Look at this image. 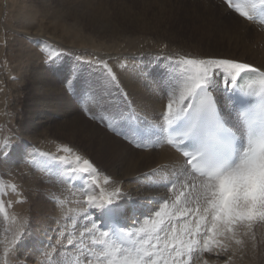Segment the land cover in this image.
Segmentation results:
<instances>
[{
    "label": "rangeland",
    "instance_id": "1",
    "mask_svg": "<svg viewBox=\"0 0 264 264\" xmlns=\"http://www.w3.org/2000/svg\"><path fill=\"white\" fill-rule=\"evenodd\" d=\"M111 1L109 5L119 6L118 8H121L120 5L125 6L128 11L130 6L139 19L130 18V21L128 16L123 24L121 23L122 29H126L125 33L115 38L113 42H108L106 38L97 36L91 26L87 25H83V29H85L83 35L89 33L91 36H85L92 38L96 48H100L102 43L105 47H112L113 45V48L127 52L137 49L141 51L134 57L127 56V54L118 55L119 60H121L120 66H122H119V68H122L121 70L130 69L132 72L136 71L149 81L151 80L153 85L157 83L155 86L160 89L177 83L178 86L185 85L184 74L174 66L173 62H179L185 56L201 57L196 53L195 47L203 51L215 47L221 49V51L223 49L228 50L226 46H216L214 39L219 36L212 30L215 29L214 27L204 24L205 17L203 15L199 16L203 12L200 3L196 6L192 0H170L169 2L163 0H148L149 2L147 0ZM213 1L218 6H223L230 14L239 15L234 9H229L224 0ZM239 1L233 0V3H239ZM9 2V0L3 2L4 8L0 14V143L7 141L8 144L6 153L0 149V200L3 201V210H0V264H79L80 262L77 261L75 256L81 259L86 255L85 251L91 245L90 233L85 232L84 235L88 243H86L87 241L81 242L83 246L79 247L83 251L79 248L78 251L72 249L73 245L70 247L63 245L66 244L69 235L72 237V232L77 230L82 232L81 229L84 231L93 222L83 220L84 211L88 210L91 215L97 211L96 208L86 204L85 193L95 196L104 195L103 185L108 184L110 180L99 158H95L97 156L96 152H98L95 146L92 150H89L86 145L88 140L82 139L81 135L78 136V139H74V144H79L78 148L72 146L71 139L67 137L54 138L50 136L46 141L44 138L39 137L37 141L40 143L31 139L27 141L24 137L22 131L27 128L26 113L34 100L31 88H29L28 77L23 76L26 66L31 65L32 58L28 55L27 59H23L21 53L27 51L32 45L31 37L22 35L23 33L18 35L15 32L16 29L23 30L27 27L23 22L18 21L16 14H14L15 10L13 11L10 8ZM163 4L164 7H162ZM52 5H54L53 2ZM164 8L166 9L163 10ZM6 9L11 10L7 11ZM15 36H18L17 39ZM98 37L102 39H97ZM80 38H84V36ZM88 46L86 49L91 51L89 54L85 52L84 48L74 50V48L60 45L56 40L46 39V41H43V45L38 46L40 63L48 75L52 76L56 83L63 88L79 113L84 115L92 124L100 127L102 131H106L136 151L140 149L142 152L154 151L153 146H149L148 143L142 140L141 134L135 133L136 124L140 122V116H137V113L131 110L129 93L122 86V80L114 71V64L110 59L100 55L101 53H96L97 50L93 47L94 45L89 44ZM130 61L133 62L132 65H129ZM103 64H107L115 73L118 87L110 83V76L102 67ZM178 76L180 79H177ZM214 94L220 101L224 98L228 99L225 89L222 91L216 89ZM146 125L147 123L144 121L142 126ZM43 126L40 131L45 129V126ZM22 140L26 141L29 146L25 154L19 152L20 156H18L16 149L23 142ZM137 144L141 145L140 148L137 147ZM62 146L72 148L74 154H80L82 157L80 163L76 164L74 154L61 152L60 148ZM40 153L67 156V164L63 165L65 167L69 165L77 168L85 167L83 160L87 159L93 164L95 171L89 169L87 174L79 171L61 175L50 173L29 163L30 154L35 155L37 159H42ZM21 168L26 171L24 176L27 175L32 178L35 184L30 183L28 185L27 182H22L18 176ZM69 176L71 177L70 182ZM106 179L108 183H105ZM171 180L174 182L173 177ZM162 188L163 193L167 192L165 202L171 207L182 190L181 186L177 183L176 189L172 191H169L166 185H163ZM101 189H103L102 193ZM31 196L38 201L50 204L55 210V214H49L50 217L45 214L48 223L44 220L40 221L39 218H41L42 212L33 209ZM58 200L63 201V203L59 204ZM129 206H131L130 202ZM78 207H81L80 212ZM65 215H67V219H65ZM146 217L148 215L143 216V218ZM52 222L53 226H56L57 234L55 233V237H53V233V236L50 234V238L47 231L50 228L48 224L51 225ZM51 230L55 231V229ZM245 230L243 225L238 228L237 238L243 240L242 245H237L234 241H228L227 251L215 248L213 250L225 252L227 257H233V260L239 262V264L244 261L252 264H264V222H255L252 232L248 235L243 234ZM95 235L99 238V232H96ZM58 239L60 243H57ZM75 243L80 244L78 241H75ZM51 246H55L56 251L52 252L51 257H49L45 253L51 251ZM241 255L242 259L240 258ZM202 257L204 256L202 255ZM202 257H199L195 264ZM225 261L226 264L232 263L228 260Z\"/></svg>",
    "mask_w": 264,
    "mask_h": 264
},
{
    "label": "snow or ice",
    "instance_id": "2",
    "mask_svg": "<svg viewBox=\"0 0 264 264\" xmlns=\"http://www.w3.org/2000/svg\"><path fill=\"white\" fill-rule=\"evenodd\" d=\"M224 3L248 21L257 15L264 16V9L258 10L253 0H240L236 4L224 0ZM259 3L264 5V0ZM173 64L184 74L186 82L179 102L169 99L166 119L170 126L175 121L171 132L177 143H183L186 159L177 180L167 187L172 191L179 183L182 190L171 207L165 202L163 209L155 212L156 219L149 215L139 228L120 223L123 209L116 202L118 187L107 196L85 193L86 204L99 209L101 217L80 232L78 239L85 232L91 234L93 247L88 250L94 254L80 264H192L194 253L202 257L214 248L227 251L228 241L242 245L243 240L237 238L239 226L243 225L246 229L243 234L248 235L255 222H264V93L256 106L227 113L218 107L213 95L221 86L231 90L232 96L245 95L240 85L247 74H258L264 86V72L247 62L223 57L185 56ZM102 67L110 76V83L118 87L115 73L107 64ZM174 104H178L175 114ZM7 147V141L0 143L3 152L6 153ZM60 151L74 154L67 146ZM39 155L42 159L30 154L29 163L50 173L95 171L87 159L83 160L85 167L77 168L63 166L67 164V156ZM74 159L79 164L82 157L75 153ZM73 244L69 235L64 246ZM55 251V246H51L45 255L51 257ZM204 264H208L207 260Z\"/></svg>",
    "mask_w": 264,
    "mask_h": 264
},
{
    "label": "bare ground",
    "instance_id": "3",
    "mask_svg": "<svg viewBox=\"0 0 264 264\" xmlns=\"http://www.w3.org/2000/svg\"><path fill=\"white\" fill-rule=\"evenodd\" d=\"M4 1L5 0H0V14L4 8ZM9 1L10 8H12L13 11L15 10L14 14H16L18 21L21 23L23 22L25 27H27V29L23 30L16 29L15 32L18 35L23 33L22 35L31 37L32 45L28 49L29 52H27V50L23 51L24 53H21V57H23V59H27L28 55L32 58V61H30L31 65H25L26 71H24L23 74L24 77H28L27 79L29 80L30 85L29 88H31L34 100L33 104H30L31 106L26 113L27 128L22 131L26 140L30 141L29 139H31L39 142L37 141L39 137L44 138L45 141L46 139H49L50 136L54 138L67 137L73 141H70L72 146L78 148L79 144L76 143L77 145H75L74 139H78V136L81 135L82 139L88 140V143H85L87 147H89V150H92L94 148L93 146H95V149L98 151L96 152L97 156L95 158H99L106 170L105 173L108 175V179L110 180L108 184L103 185L105 191L103 196H107L111 194L115 188H119V196L116 199V202L122 206V209L125 212L124 219H127L130 226H134L136 228L141 227L144 224V215H151L152 219H156L155 212L163 209L166 196L165 194L167 193H163L161 191L163 189L162 186H167L169 182H173V180H171L172 177L174 181L177 180L178 173L184 167V157L168 145L167 137L165 135V127L168 125L166 119V105L169 99H174L179 102L180 95L184 90V85L178 86L177 83L176 85L160 89L158 86H155L157 83L153 85L151 80L149 81V79L145 78V76H141L136 71L132 72L130 69L121 70L122 68H119L121 60H119L120 57H118V55L127 54V56L134 57L141 51H138L137 49L127 52L125 50L113 48V45L112 47H105L102 43L100 44V48H96L92 38L85 36L91 35L89 33L83 35V31L85 32L83 25H87L91 26V29H93V32L97 36L106 38L108 42H113L115 38L118 36L120 37L121 34L125 33L126 29H122V24L128 16L130 21V18L139 19L135 12H133V8L129 6L128 11L125 6L122 7L120 5L121 8H118L119 6L117 4L116 6L118 7H115L113 4L109 5L111 4L109 3L111 0ZM163 1L169 2L170 0ZM192 1L196 6H198L199 3L202 4L200 7L203 12L199 14V16L203 15L205 17L204 24L215 28L212 30H214V33L219 36L214 39L217 44L216 46H226L228 48V50L223 49L221 51V49L219 50L215 47L213 49L209 48L203 51L200 50V48L195 47L198 55L201 57L231 58L247 62L264 72V25L261 22L255 21V19L253 21H248L237 14H230L223 6H218L213 0ZM52 2L54 5H52ZM253 2L256 4L257 9H264V5L260 4L259 0H253ZM162 7H164V4ZM165 9L166 8L163 10ZM6 10L10 11L11 9ZM117 10L118 12H116ZM103 29L106 30L103 31ZM83 36L84 38H80ZM99 37L97 39H102ZM46 39L56 40L60 45L67 48H74V50L84 48V50H86L85 52H88V54L91 51H88L86 48L89 47V44H92V46L94 45L93 47L97 50L96 53H101L100 55L110 59L112 64L115 66L114 71L122 80V86L125 87L126 91L129 93V99H131V110L136 112L137 116H140V122L136 124L137 128L135 129V133L141 132L144 136L142 140L148 143L149 146H153L155 149L154 151L150 150L142 152L140 151L141 149H138L139 151L132 149L130 146L114 138L106 131H102L100 127L92 124L84 115L79 113L71 99L64 92L63 88L56 83L52 76L50 77L48 75L40 63L38 46L43 45V41H46ZM121 51L124 52L122 53ZM132 64L133 62L129 65ZM217 75L219 76L220 73H217ZM217 89L218 91H222L224 90V87L221 86ZM166 92L168 93L167 95ZM213 95L222 111L227 113L234 112L236 110V106L233 104V99H229L231 90L226 91L228 99H221L222 101L218 100L215 94ZM177 111L178 104H174V114ZM144 121L147 123L146 126H142ZM43 125L45 126V129L40 131ZM136 138L139 139L138 137ZM28 146L29 145L26 141L21 142L16 149L18 156H20V154H25L28 150ZM19 171L20 175L18 176L21 178L22 182H27L28 185L30 183L35 184V181L32 178H29L27 175L26 177L24 176V172L26 171L22 170V168ZM28 191L30 190L28 189ZM83 198L85 199V197ZM35 200L36 198L32 197L31 202L33 203V209L40 210L42 212V216L40 215L41 218H39L40 221L44 220L48 223L46 216L54 213L55 210H53V207L50 206V204L48 205V203L46 204L38 200L35 202ZM129 202L131 203V206H129ZM80 208L81 207H78L79 212ZM84 212L83 220L87 222L88 220H99L101 217V211L99 209H97L96 213L93 212L90 216L88 215L90 213L88 210ZM48 225L50 228H48L47 235L51 238L50 234L52 235L53 233L54 236H52L55 237L57 230L56 226H53V222L51 225L50 223ZM90 226L91 225H89V227ZM51 229H55V231H52ZM81 231L83 230L81 229ZM74 232H72V238L74 240L72 249L77 250L82 243L87 241V238L84 236V239H78L80 237V231L78 232L77 230ZM75 241H78L80 244L75 243ZM86 243H88V241ZM90 247L93 246L90 245ZM88 249L89 247L86 251L84 250L86 252V255L83 256L84 258L81 257V259H78V257L75 256L78 262H81V260L85 261L87 258L94 255L89 252ZM217 252L218 251L213 250L212 253H203L204 257H202L197 264H204L205 260H207L208 264H226L227 262L225 260L232 262L230 264H239V262L233 260V257H227L225 252L219 251V255H216ZM193 256V264H195L199 257L196 256V253H194ZM240 258L242 259V255ZM240 264L252 263L244 261Z\"/></svg>",
    "mask_w": 264,
    "mask_h": 264
}]
</instances>
